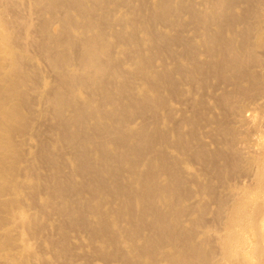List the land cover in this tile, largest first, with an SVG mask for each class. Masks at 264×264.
Masks as SVG:
<instances>
[{"label":"bare ground","instance_id":"bare-ground-1","mask_svg":"<svg viewBox=\"0 0 264 264\" xmlns=\"http://www.w3.org/2000/svg\"><path fill=\"white\" fill-rule=\"evenodd\" d=\"M197 2L0 0V213L3 205L10 209V227L1 233L0 252L10 247L6 235L19 225L28 226L35 238L45 227L54 230L49 246L60 258L57 264H76L69 231L88 234L85 247L90 246L93 255L106 264L117 260L120 264H222L215 237L222 238L216 240L220 259H230L232 246L237 244L232 242L237 234L234 226L244 221L247 212L241 209L259 193L248 187L242 198L234 195L225 225L221 213L228 205L226 198L216 197L208 177L207 183L200 180V184L194 178L192 182L199 184L196 195L218 201L216 221L222 218L226 226L225 235L217 236L214 230L211 235L212 224L204 222L203 210L208 205L201 206L200 198L196 199L200 206L186 202L188 196L194 198V189L187 190L186 168L181 171L180 164L187 154L203 166L204 178L212 158L222 161L221 167L215 164L219 171L236 166L238 160L204 147L199 128L211 108L205 110L203 93L198 102L192 99V116L184 114L186 106H178L184 110L175 117L179 110L174 108L181 100L186 104L187 82L191 90L196 86L200 91L210 84H230L232 88H221V94H211L215 101L208 98L220 108L218 113L226 110L245 120L242 109L236 108L239 96L264 92V73L253 69L261 64L262 56L253 46L264 41L260 31L264 0ZM239 4L243 9L237 12ZM187 26L198 42L185 34ZM247 35L257 37L256 42L244 43L241 39ZM238 40L242 43L237 44ZM158 59L163 60L162 66L156 67ZM169 59L172 67L165 65ZM210 88L213 92L214 87ZM203 91L205 96L211 93ZM173 99L180 103L174 105ZM221 116L213 114V124ZM221 121L216 132L235 138L236 132ZM186 124L188 133L183 129ZM34 136L40 140L31 153ZM224 147L236 150L232 141ZM142 163L144 171L138 169ZM19 175H26V180ZM255 175L257 182L264 181V166ZM217 181L223 182L221 177ZM25 189L40 202L39 214L26 215L20 207ZM262 212L248 218L256 242L249 243L256 249L253 256L247 252L248 259L242 260L237 254L244 252L238 251L233 254L237 261L222 259L224 264H264ZM191 213L195 217L188 221L186 215ZM52 215L58 217L57 222ZM4 221L0 216V228L7 225ZM27 242L20 239V245ZM122 242L128 245L124 248ZM23 256L40 264L33 253ZM0 259V264L18 263L1 253Z\"/></svg>","mask_w":264,"mask_h":264},{"label":"rangeland","instance_id":"rangeland-1","mask_svg":"<svg viewBox=\"0 0 264 264\" xmlns=\"http://www.w3.org/2000/svg\"><path fill=\"white\" fill-rule=\"evenodd\" d=\"M149 1H152V0H149ZM198 2H199V0H198ZM242 5L243 4H239L238 6H240V7L237 6L235 8L236 9L235 11L240 12V10L243 9ZM198 7H201V6H198ZM241 27H242V25L238 24L237 30H240ZM164 29H167V28H164ZM255 29L257 30V27H255ZM260 29H261V27H260ZM186 30H187V33L185 32V34L187 36L189 35L188 38H190V39L193 38L192 39L193 41L198 42V38L194 35L195 33L192 32L191 26H187ZM263 30H264V28H262V30H260V31H261V34H263V36H264V31ZM168 31L169 30H167V32ZM192 33H194L193 34L194 36L192 35ZM252 34H255V33H252ZM256 35L259 36L257 33H256ZM243 38L242 39L240 38V39L242 41H245L244 43H247V41L249 42V40L251 39L250 40L251 42L247 43V45L250 44V43L254 44V42H256L255 40L257 39V37H253L252 35H247L245 37L246 40H244ZM262 38H264V37H262ZM241 40L240 41L238 40L237 44L242 43ZM252 41H254V42L252 43ZM259 45H260L259 47H257L258 45L253 46V47L254 48H258L256 50L258 51L259 55L262 56L261 57V64L256 66L253 69H255L256 72H258L259 74H263L264 73V41L260 42ZM202 59H204V56H202ZM159 60L160 59H158V61ZM170 60L171 59H169V62H170ZM158 61L155 62V64H158V66L156 65V67L162 66V65H160L162 63H160V62H162L163 60H160L159 62ZM169 62H166L168 64H165V65H167L168 67H172V64L174 62H172V60H171V63H169ZM157 69H159V68H157ZM160 69H161V67H160ZM241 80H242V77H241ZM214 81L215 80H213V81L210 80L209 82L210 83L213 82L212 84H214L215 83ZM210 83H208V85ZM218 84H220V83H216L214 85L210 84L209 87H207L209 89V91H208L207 88H204V89H206L207 93L211 92L207 96H205L206 94H204L205 91L201 92L202 90H204L203 88H201V91H200V88H198V87L196 88V86L192 85L194 88L192 87L193 89L191 90V85L189 84V82H187L186 86L183 85L184 89L186 91H188V92H186V104L184 103L185 101H183V100H181V103H180V101L177 102L178 100H174L173 99L174 101H176V102L172 101L173 104L174 103L175 104H178V103L183 104L184 103V105H180L179 104V105H176L177 107L174 106L175 107L174 108L175 111L179 110V112L176 111L177 113H175V117H178V116L180 117V115H182L181 112H183L184 109H182V111H181L180 110L181 108H179L180 106L181 107H183V106L185 107L186 106V111L184 112V114L186 113L185 115L188 116V117L190 115L192 116V112H193V108H194L192 106V99H195V100H197V98L201 99V97L199 96L201 94H199V93H203L202 96H203V98H205V100H203V99L202 100L207 102V103L205 102L203 104L206 107V109H205L204 106L203 107H204L205 110H207L208 108H211V110L208 109L209 112L207 113V115H208V117L206 118L207 121H205V122L202 121V123H204V125L200 126V128H199V131H200L199 135L201 136V137L200 136L199 137H200V139L202 138L201 140L203 141L204 147H206L207 150L210 151V153H214V152H218V151L219 152H223L225 154V156L226 157H230V159L236 158L238 160V164L236 166L229 165L224 170L220 169V171H219L218 169H216V165H220V167H221L222 166V161L219 160V159H216V158H212L209 161V163H208V165H209L208 173L204 174V178H206V179L202 180L203 173H204L203 169H202V167H203L202 165H200L198 162L196 163L193 160H191L188 157L187 154H186V159H185V157L183 158L180 154H178L175 151V149H172L173 147H171V148L169 147L171 149V150L170 149L169 150L170 151L173 150L176 155L178 154L177 155L178 157L185 159V160H182V159L181 160H182L183 164H184V162L186 163L185 164L186 166H184L181 163L180 167L181 166L182 167L180 169H181V171H184V169L186 168L185 172H186V180H187L186 186H188L187 190L190 189L189 191H193V189H194V192H193L194 193V198H192L193 197V194H192V195H190V197L189 196L187 197V201L186 202L189 203V204L192 202L193 203V207L200 206V205L203 206L204 204L208 205L206 208L203 207V208H205L203 210L204 213H205L204 216L205 215L207 216V218L204 217V222L207 219L209 222L206 221V222H208L206 224L207 225L209 224V226L212 224L210 227L208 226L209 229H210L209 231L211 232V235L214 234V233H215V235H217V234L223 235L224 232L226 233V231L224 229L226 227L225 226L226 225V223H225L226 221L225 220H226L227 216H225V214L229 212L231 206L234 204V203H232V198H234V195L238 196V198H242L244 192L248 189V187L249 188L253 187V188L257 189L256 191H257V194L259 193L258 194L259 197L257 196L254 201L252 199L249 200V202H247L248 204L245 202L244 205H243V208L241 207L242 208L241 211H244V212L247 211V212H245L246 213L245 214V218L242 217L244 221H242L239 224V225H242V227L241 226L239 227V225H236V226H234V229H233V230H235L234 233H237V234H235V239L232 242L233 243L236 242L237 244L235 245V244H232V242H231L232 245L236 246V247L232 246L233 250L231 251V255H233V254L236 255L238 251H240V253L244 252L243 255L242 254H237L238 258L241 255L240 259L244 260V259H248L247 257H245L246 256V255H244L245 253L249 252V253H247V256L249 255V256L252 257L253 256L252 252L255 253V251H256V249H254L255 247H253V245H256V244H254L256 242H255V240H253L255 238V236H253L254 235V233H253L254 230L251 228L252 224H253L252 221H251V219H252L251 216H255L257 213L262 212V211H263L262 213H264V181H262V182L258 181L257 182V180H256L257 177L255 175V172L258 173L260 168H262L264 166V92L260 91L258 93H255L252 96L249 95L248 93L239 96L238 103L236 104V108H241L242 109L243 117L245 116V120H242V118H240V116H239L240 119L238 120V117L232 115L231 113H228L229 111H226V110L224 111L223 109H221V110H223V113H222V111H220V113H218L220 108L217 105L213 104L214 103L213 100L215 101V99H214L215 97H213V95H211V94L214 93V96H216V94L217 95L221 94L222 93L221 90H223L221 88H223V87L225 89L226 88L227 89L232 88L231 87L232 85L230 86V84H228V86H227V84H225V85L224 84H220V86H222V87H220ZM215 86H218V87H215ZM210 87H214V91L213 92L211 91L213 89H211ZM190 92H192V93H190ZM208 96H212L213 100H212L211 97L208 98ZM167 98H168V96H167ZM171 100L169 102L170 104H171ZM202 100H199V101H202ZM197 102H198V100H197ZM173 104H171L172 105L171 107H173ZM193 104H194V102H193ZM212 104H213V106H212ZM216 113H217V116H219V115L221 116V113H222V115L224 113H228L227 115L224 114L223 115L224 117L221 116L223 118L217 117L219 119V122H217V123H220V121L222 120L223 122L221 121V124L223 123L222 124L223 126H226V127H229L231 129H233L236 132V134H237L235 138H231V136L223 135L221 133H218L219 131L216 132V128H218V126H216L217 123L213 124V121H212V120L216 121V118L213 117V114H214V116H216ZM176 114H178V115L176 116ZM211 118H214V119H211ZM218 119H217V121H218ZM210 121H212V122H210ZM172 123H174V122H172ZM258 126L262 129L261 132L258 130V128H257ZM183 129H185L186 133H188L189 130H190V126L186 124V126H184ZM41 137H42V134H41V130H40V138ZM40 138L37 137V136H34L30 140V142L32 144H34V147H32L30 149L31 153H33L37 149V145H38V142H39ZM216 138H217V140H216ZM201 140H199V142ZM202 141H201V143H202ZM231 141H232V144L234 145V147L236 148L237 151L236 150H232L231 151L228 147H224V146H226V143H229ZM219 143H221V144H219ZM195 145L196 144L193 145V148H196ZM216 147H218V150H216ZM174 153L173 154L171 153V154L174 155ZM255 153H259V154L256 155ZM254 158H255L256 161H253ZM179 161H180V159H179ZM210 162L213 165L212 164L210 165ZM143 165L144 166L139 165L140 167L138 166V169L144 171L145 170L144 168L146 166H145V164H143ZM217 167H219V166H217ZM182 168H184V169H182ZM209 169H211V170H209ZM221 170H222V172H221ZM45 172H46L45 169H41V173H45ZM200 172H201V174H200ZM18 177L21 180H26V175H21V176L19 175ZM207 177H208L209 180H211L210 181V185H211V182H213L212 183L213 185H211V186H214V191H216L215 194H217L216 197L219 196V194H221V196H224L226 198L225 203L228 202L227 203L228 205L224 209L225 210L224 213H221L222 218L225 217L224 218L225 225H223L224 223H223V219L222 218L219 219L218 221H216L218 219V213H219V211L217 210V208L219 207L218 201L217 200L212 201L211 199L207 198L208 196H206V195H202V194L198 195V196L196 195L197 192H195V191H198L197 190L198 187L196 188L195 185L198 186L201 183V181L203 183H207V181H206V180H208ZM218 177H221L223 182L217 181ZM162 178H164V176H162ZM194 178H197L198 180L194 179ZM193 180H197V182L198 183L200 182V183L196 184V183L192 182ZM236 193H238V194H236ZM190 194H191V192H190ZM195 195L197 197H195ZM200 196H204V197H202L203 201H202V198ZM7 197L9 198L10 196H7ZM246 197L247 198L245 200L248 199V195ZM188 198H190V199H188ZM206 198L208 200H210V201L205 200ZM22 199H23L24 202L21 203L20 207L25 211L26 215L30 216V215L39 214V212L41 210V207H40L41 204H40L39 201H34L32 199L31 191L29 189L23 190ZM196 199H199L198 201H201L203 203L198 202ZM204 200L207 201V203H204L205 202ZM194 202L196 203V206H194L195 205ZM115 204H113V205H115ZM197 204H200V205H197ZM160 205H162V204H160ZM186 205H188V204H186ZM190 205L192 206V204H190ZM259 205H260V208L258 209ZM3 206H4V208L1 210L0 216H1V219L5 220L3 222V224H4V223H7L9 221V220L7 221V219H8L7 216L10 213V209L7 210L6 206L5 205H3ZM188 215H186V218L189 217L187 219L188 221H190L189 220L190 218H194L195 217L194 214H192V213H191V215L190 214H188ZM250 217H251V219H249L250 220L249 221L248 218H250ZM257 217H258V215H257ZM51 218H52V220L54 222H57V220H58V217L56 215H52ZM214 221H216L218 223L216 224V222H215L213 224ZM188 223H186V221H185L186 225ZM249 223L251 225H249ZM243 225H244V227H243ZM8 227H10V225L7 223L6 226H2L0 228V237H2L4 235V234H1L3 232V230L6 231V229ZM14 229H15V232L12 235H10V234L6 235L7 238H8V241L10 242L8 244V246L10 245V247L8 249L4 248V249L1 250L0 253L4 254V257L5 256L13 257L18 262L17 264H24V263L25 264H34L32 261L27 260L23 256L24 253L29 252V253H33V254L37 255L40 258V262H38L40 264H50V263L57 264L56 261L60 260V258L56 257L55 251L53 249H51L50 246H49L50 245V241H53L54 238H55L54 230H50L49 227H45V229H42L40 231L39 238H35L31 234L32 231L28 228V226H19V225L17 226V225H15ZM200 230L201 229H199L198 236L200 235ZM213 230H214V233H213ZM144 232L147 233V230L144 231ZM68 234H69L68 236L70 238L69 239L70 240L69 246H70V248L72 250V253L74 255L73 258H74V261H75L76 264L77 263L78 264H106V262L101 261L100 258H97V257H95L93 255V252H92V249L90 248V246H89V248L85 247L86 245H89L88 244L89 243L88 234H86L85 232H75V231L74 232L73 231H69ZM219 235H217V236H219ZM236 236H238L237 237L238 240L236 239ZM214 237H211V238L213 239ZM221 237L224 238V236H221ZM252 237H253V239H252ZM21 238H22V240H28V242L25 243V244L20 245V239ZM214 239H215L214 242L215 243L217 242L216 245L221 248L219 241H216V240H221L222 238L218 239V237L217 238L215 237ZM122 243H121V245L124 248H125V246L128 245V243H126L127 245H124L125 244L124 242H122ZM242 243H244V244H242ZM249 243L250 244L253 243V245H250ZM241 244L245 245L246 247L242 246ZM248 244H249L250 247L248 246ZM26 246H27V248H24ZM78 246L81 247L82 249H78L77 248ZM220 248H216V254L218 255L217 259L219 261H221L222 264H224L222 259L224 260L225 258L222 256L223 258L220 259V255H221V251H220L221 249ZM126 249H127V247H126ZM235 249H236V253L235 252L233 253V251H235ZM237 249H239V250H237ZM244 249H246V250H244ZM88 252L92 253V255H90V254L88 255ZM230 256L228 257V258H230L229 260L228 259H225V260L230 261L232 259L233 262L235 260L237 261L238 258H236V256H234V255H233V257H230ZM234 258H236V259H234ZM0 260L2 261V259H0ZM118 261L119 260H117L116 262L110 261V263L109 262L108 263L109 264H120ZM228 261H226L225 263L229 264L230 262H228ZM61 263L63 264V262H61ZM61 263H59V264H61Z\"/></svg>","mask_w":264,"mask_h":264}]
</instances>
